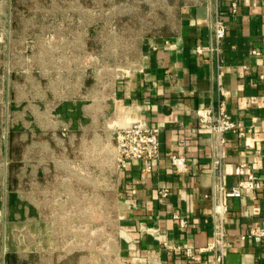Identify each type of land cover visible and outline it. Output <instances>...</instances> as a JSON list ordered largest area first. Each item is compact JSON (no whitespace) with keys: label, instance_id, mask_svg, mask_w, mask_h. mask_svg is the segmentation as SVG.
I'll use <instances>...</instances> for the list:
<instances>
[{"label":"crops","instance_id":"obj_1","mask_svg":"<svg viewBox=\"0 0 264 264\" xmlns=\"http://www.w3.org/2000/svg\"><path fill=\"white\" fill-rule=\"evenodd\" d=\"M216 15L223 19L225 33L219 51L210 52ZM109 97L108 102L99 98L82 105L80 114H68V143L75 150L74 140H79L83 165L95 154L98 163L111 168L120 264L188 262L183 251L168 246L196 249L210 240L215 184L222 175L226 188L235 185L243 177L237 172L239 162L251 167L260 185L223 199L229 245L222 264H264V244L241 237L264 226V0L179 3L172 32L148 38L141 60L115 78ZM220 101L229 118L251 129L241 137L223 132L219 147L209 129L199 126L197 114L204 107L217 111ZM138 119L158 127L159 154L147 172L141 171V160L120 167L114 159V130ZM170 153L185 156L186 171L173 168ZM163 188L167 194L161 197ZM11 193L0 175V264L11 263ZM191 263L214 264L213 253Z\"/></svg>","mask_w":264,"mask_h":264},{"label":"rangeland","instance_id":"obj_2","mask_svg":"<svg viewBox=\"0 0 264 264\" xmlns=\"http://www.w3.org/2000/svg\"><path fill=\"white\" fill-rule=\"evenodd\" d=\"M184 1L0 0V175L14 196L11 264H120L111 168L95 154L83 165L79 140L75 150L68 143V114L108 102L148 38L172 32Z\"/></svg>","mask_w":264,"mask_h":264},{"label":"built area","instance_id":"obj_3","mask_svg":"<svg viewBox=\"0 0 264 264\" xmlns=\"http://www.w3.org/2000/svg\"><path fill=\"white\" fill-rule=\"evenodd\" d=\"M235 2H232L234 9ZM212 27V43L208 46V51L218 52L220 49V41L225 33V23L223 19L216 15L211 23ZM202 48L196 46V51L200 52ZM221 91V87H220ZM256 118H253V121ZM197 120L200 127L208 128L211 135L216 138L217 145H223L225 139L223 132L231 131L237 137L243 136L246 132L250 131L251 127H244L239 121L233 120L228 117L223 102L217 111H212L209 107L202 108L197 114ZM264 123V116H263ZM113 139L115 143V159L117 165L125 167L131 160H141L143 166L142 172L150 170L151 162L157 158L159 154L158 142V127L148 125L145 120H135L126 126L116 128L113 132ZM220 152L217 158L214 159V164L220 163ZM170 162L173 168L177 171H186L187 163L186 158L181 153H170ZM237 172L242 174L243 177L233 186L226 188L223 176L220 175L215 184V191L217 192V201L210 211L212 221V234L210 240L203 246L196 249L187 245H173L168 248L173 250H181L189 258L185 264H192V261L198 260L201 254L206 252L213 253V263L222 264L226 248L229 245L226 232V223L228 218L226 216L227 205L224 202L225 197H237L246 192L259 187L260 182L256 174L251 170V167L245 162L237 164ZM167 194V189L160 190V196L163 197ZM174 218L182 225L183 219L174 214ZM250 237L256 242L264 244V226L250 228L246 234L241 237ZM163 244H165L163 242Z\"/></svg>","mask_w":264,"mask_h":264},{"label":"trees","instance_id":"obj_4","mask_svg":"<svg viewBox=\"0 0 264 264\" xmlns=\"http://www.w3.org/2000/svg\"><path fill=\"white\" fill-rule=\"evenodd\" d=\"M11 264V263H10Z\"/></svg>","mask_w":264,"mask_h":264}]
</instances>
